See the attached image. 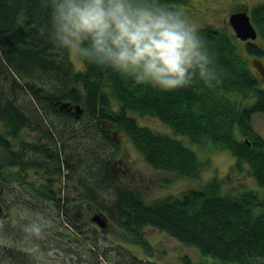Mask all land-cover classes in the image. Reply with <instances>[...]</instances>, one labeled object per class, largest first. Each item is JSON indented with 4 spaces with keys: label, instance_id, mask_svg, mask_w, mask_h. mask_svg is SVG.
Returning <instances> with one entry per match:
<instances>
[{
    "label": "trees",
    "instance_id": "16d2710c",
    "mask_svg": "<svg viewBox=\"0 0 264 264\" xmlns=\"http://www.w3.org/2000/svg\"><path fill=\"white\" fill-rule=\"evenodd\" d=\"M161 2L176 7L189 0ZM249 14L259 32L256 41H242L226 26L197 28L219 83L165 92L136 84L107 66L83 62L78 69L42 34L50 26V9L42 0H0V183L35 170L43 182L35 184L24 175L25 184L57 201L63 211L61 182H75L84 190L77 194L88 197L96 212L115 223L128 242L148 251L150 242L141 231L145 226L194 246L201 256H211L212 264H264V137L252 120L264 112V74L253 63L264 57V2ZM66 100L84 107L79 118L60 108L58 101ZM62 114L94 121L101 139L113 143V131L123 132L153 167L196 181L209 163L199 150L208 145L227 149L235 158L232 170L251 176L257 187L235 190L215 175L147 201L136 189L116 182L114 163L97 151L87 149L77 163L76 154L65 158L70 147L53 118ZM137 115L156 117L172 133L142 124ZM23 131L30 133L28 140ZM52 177L60 190L53 188ZM78 233L75 239L82 242ZM120 246L130 264H166ZM191 259L183 255L172 264H192Z\"/></svg>",
    "mask_w": 264,
    "mask_h": 264
},
{
    "label": "rangeland",
    "instance_id": "374dc122",
    "mask_svg": "<svg viewBox=\"0 0 264 264\" xmlns=\"http://www.w3.org/2000/svg\"><path fill=\"white\" fill-rule=\"evenodd\" d=\"M260 2L263 3L264 0H189L182 7L196 28L212 24L221 27L226 26L230 31H233L228 22L230 13L241 8H245L249 13L255 4ZM71 59L75 67L78 69L83 67V61L72 57ZM253 59L250 57V61ZM253 63L255 70L264 74V57L258 61L254 59ZM56 116L53 117L54 123L63 132L62 140L65 141L66 146L70 147L71 153L77 155L76 160L74 158L75 163L79 161L78 157H81V154L87 152V149L97 151L103 157L102 159L106 161L110 159L114 163L116 182L124 185V187L136 189L147 201L168 193H177L198 186L202 181L215 175L219 176L226 186L235 188V190L257 187V183L251 176L239 175L232 170L235 158L227 149L208 145L199 150L201 157L209 159V163L200 174L201 180L196 181L188 176L176 175L172 171L153 167L123 132L113 131L115 135H111L116 138L113 143L107 139H101L102 131L94 121H87L83 117V119L72 118L63 114ZM137 118L142 124H147L153 129L163 133H172L167 125L154 116L137 115ZM252 120L257 131L264 137V112H256ZM104 126L105 128L110 127L109 124ZM0 128L3 130L1 125ZM23 133L28 140L30 133L28 131H23ZM180 137L188 141L187 137ZM194 146L196 147L195 144ZM69 158L72 157L69 156ZM24 175L35 184L43 182L42 178H38L39 172L35 170L29 171V176L25 173L6 182L0 197V201L4 202L3 206L9 212L0 218V222L5 224V233L10 239L20 240V234L11 227L8 221L12 218L19 219L21 212L38 213L49 222L50 227L46 237L36 242L40 253L39 262L33 255L15 244H0L2 256L9 255L10 247L13 248L14 253L10 254L7 259L6 257L0 258V264H130L125 257L124 248L120 244H124L127 249L137 250L140 255H147L148 253L154 260L161 263H177L181 256L188 255L192 258V264H212L211 257L201 256L194 246L184 244L154 227L145 226L141 229L142 234L150 242V252L143 245L128 242L123 236L122 230L117 228L109 218L110 225L106 229L94 221L91 222L90 215L98 210L93 208L88 197L84 198L82 194H77V192L83 193L84 190L82 191L75 182H61L62 193L60 196L65 199L62 201V211L57 201H51L44 193H36L31 183L25 184V179L21 178ZM52 178L55 180L53 188L58 189L59 183L54 177ZM47 182H44L45 186L49 185ZM80 184L82 189H85V186ZM74 196H76V202L73 201ZM6 201L11 202L7 205ZM76 231L79 232V236H82L80 237L83 238L82 242L75 239L78 236L75 234Z\"/></svg>",
    "mask_w": 264,
    "mask_h": 264
},
{
    "label": "clouds",
    "instance_id": "9594fccd",
    "mask_svg": "<svg viewBox=\"0 0 264 264\" xmlns=\"http://www.w3.org/2000/svg\"><path fill=\"white\" fill-rule=\"evenodd\" d=\"M50 26L42 34L70 57L169 92L201 82L219 83L214 59L182 6L161 0H42ZM20 234L13 240L0 222V244L17 245L39 262L37 241L50 224L38 213L21 212L8 221Z\"/></svg>",
    "mask_w": 264,
    "mask_h": 264
},
{
    "label": "water",
    "instance_id": "95a60500",
    "mask_svg": "<svg viewBox=\"0 0 264 264\" xmlns=\"http://www.w3.org/2000/svg\"><path fill=\"white\" fill-rule=\"evenodd\" d=\"M229 23L235 30V35L241 40H252L258 37V30L253 25L250 15L247 11H235L229 16ZM61 109L72 112L76 117L84 112V107L80 103H71V101H58ZM93 221L98 223L102 228L107 227L108 217L101 212H94Z\"/></svg>",
    "mask_w": 264,
    "mask_h": 264
},
{
    "label": "flooded vegetation",
    "instance_id": "af4514ba",
    "mask_svg": "<svg viewBox=\"0 0 264 264\" xmlns=\"http://www.w3.org/2000/svg\"><path fill=\"white\" fill-rule=\"evenodd\" d=\"M73 157L74 155H73V153H71L70 151H68V153H67V155H65V158L67 159L68 157ZM11 180V179H10ZM9 180V181H10ZM6 186V180H3V182L2 183H0V197L2 196L1 195V193L4 191V187ZM73 201L74 202H76L77 201V199H76V196H74L73 197ZM72 201V202H73ZM11 202V201H10ZM10 202L9 201H6V204L8 205V203L10 204ZM88 203V202H87ZM4 205V202H2V201H0V218H2L3 216H5L6 215V212H8L7 210H6V208H5V206H3ZM9 213V212H8ZM93 215H94V213L93 214H91L90 215V217H89V219H90V221L91 222H93ZM8 249V248H7ZM10 249V251H8L9 252V256H10V254L12 255V254H14L13 253V248H9ZM0 258L2 259V254L0 253Z\"/></svg>",
    "mask_w": 264,
    "mask_h": 264
},
{
    "label": "bare ground",
    "instance_id": "6f19581e",
    "mask_svg": "<svg viewBox=\"0 0 264 264\" xmlns=\"http://www.w3.org/2000/svg\"><path fill=\"white\" fill-rule=\"evenodd\" d=\"M110 225V223H108L107 227ZM211 257V256H210ZM211 260H213V258L211 257Z\"/></svg>",
    "mask_w": 264,
    "mask_h": 264
}]
</instances>
